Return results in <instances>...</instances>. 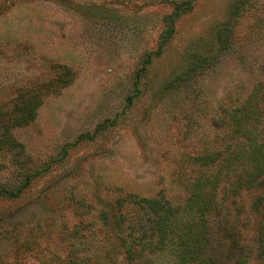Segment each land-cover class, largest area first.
I'll return each mask as SVG.
<instances>
[{
	"label": "rangeland",
	"instance_id": "rangeland-1",
	"mask_svg": "<svg viewBox=\"0 0 264 264\" xmlns=\"http://www.w3.org/2000/svg\"><path fill=\"white\" fill-rule=\"evenodd\" d=\"M63 68L72 81L61 88ZM258 82L264 0L1 1L0 112L35 88L41 106L29 125L0 131L17 145L0 148V190L30 180L0 202V264L111 244L101 216L127 195L182 205L189 159L219 147L227 115ZM259 194L225 201L246 243Z\"/></svg>",
	"mask_w": 264,
	"mask_h": 264
},
{
	"label": "trees",
	"instance_id": "trees-1",
	"mask_svg": "<svg viewBox=\"0 0 264 264\" xmlns=\"http://www.w3.org/2000/svg\"><path fill=\"white\" fill-rule=\"evenodd\" d=\"M1 1L6 5L12 0ZM178 15L176 11L174 16ZM150 59L146 56L138 78ZM70 75V70L63 68L62 77L57 78L61 88L71 83ZM35 89L10 113L0 112L2 133L33 122L41 106ZM49 89L46 91L55 93ZM223 127L219 147L189 159L192 179L185 186L182 205L158 196L127 195L115 202L109 216H101L104 236L109 235L111 244L85 249L75 246L65 258H40L37 264H251L254 258L264 260V82L253 85L245 101L227 115ZM16 146L13 141H0V148ZM29 181L27 178L15 191L0 190V202L19 199ZM255 191L260 194L250 206L253 238L246 243L225 201ZM81 224L83 228L88 221L80 220L75 227L72 235L76 240L84 236L80 235ZM19 246L33 251L26 239L19 240Z\"/></svg>",
	"mask_w": 264,
	"mask_h": 264
}]
</instances>
